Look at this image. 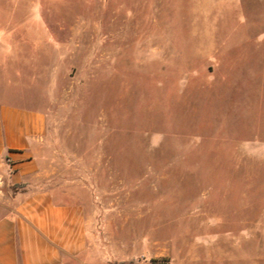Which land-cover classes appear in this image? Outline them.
Returning <instances> with one entry per match:
<instances>
[{"label": "rangeland", "instance_id": "rangeland-1", "mask_svg": "<svg viewBox=\"0 0 264 264\" xmlns=\"http://www.w3.org/2000/svg\"><path fill=\"white\" fill-rule=\"evenodd\" d=\"M42 7L9 97L87 218L70 264H264V0Z\"/></svg>", "mask_w": 264, "mask_h": 264}, {"label": "crops", "instance_id": "crops-1", "mask_svg": "<svg viewBox=\"0 0 264 264\" xmlns=\"http://www.w3.org/2000/svg\"><path fill=\"white\" fill-rule=\"evenodd\" d=\"M48 1L0 0V264H70L90 251L82 207L50 185L47 115L9 97L8 73L29 63Z\"/></svg>", "mask_w": 264, "mask_h": 264}, {"label": "trees", "instance_id": "trees-1", "mask_svg": "<svg viewBox=\"0 0 264 264\" xmlns=\"http://www.w3.org/2000/svg\"><path fill=\"white\" fill-rule=\"evenodd\" d=\"M14 188H18V187H14ZM152 263H154L155 261L154 260H151Z\"/></svg>", "mask_w": 264, "mask_h": 264}]
</instances>
